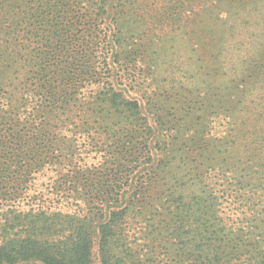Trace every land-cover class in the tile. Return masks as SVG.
<instances>
[{
  "label": "trees",
  "instance_id": "obj_1",
  "mask_svg": "<svg viewBox=\"0 0 264 264\" xmlns=\"http://www.w3.org/2000/svg\"><path fill=\"white\" fill-rule=\"evenodd\" d=\"M253 105L264 0H0V264H264Z\"/></svg>",
  "mask_w": 264,
  "mask_h": 264
},
{
  "label": "rangeland",
  "instance_id": "obj_2",
  "mask_svg": "<svg viewBox=\"0 0 264 264\" xmlns=\"http://www.w3.org/2000/svg\"><path fill=\"white\" fill-rule=\"evenodd\" d=\"M254 105L250 106L249 110L239 115L240 120L245 121L247 124V127L245 126L246 128L243 129L242 134L241 133L236 134V132L235 133L233 132L231 133V136H230V138L232 139V142L235 145L234 149L239 151V153L243 155V159L238 163V165H235V168L232 171L238 174H242V175H248V174L252 175L256 169V166L254 165V162L256 160L254 159L250 160L248 158L249 151L252 149V147H254L253 144L250 145V139H249L248 133L249 132L253 133V131H256L257 135H261L262 132L264 131V116L263 118L257 119V117L255 116L256 112L254 111L255 110ZM256 123H258V127L254 128V125H256ZM244 136H246V138H243ZM231 149L234 150L233 148ZM234 160H237V158H234ZM94 253H95V259H96V247L94 249Z\"/></svg>",
  "mask_w": 264,
  "mask_h": 264
}]
</instances>
